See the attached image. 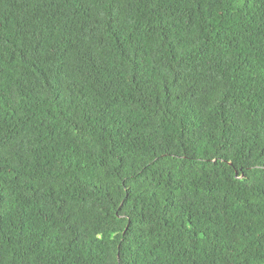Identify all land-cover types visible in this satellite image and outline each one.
Segmentation results:
<instances>
[{
	"label": "trees",
	"instance_id": "16d2710c",
	"mask_svg": "<svg viewBox=\"0 0 264 264\" xmlns=\"http://www.w3.org/2000/svg\"><path fill=\"white\" fill-rule=\"evenodd\" d=\"M0 264H264V0H0Z\"/></svg>",
	"mask_w": 264,
	"mask_h": 264
},
{
	"label": "bare ground",
	"instance_id": "6f19581e",
	"mask_svg": "<svg viewBox=\"0 0 264 264\" xmlns=\"http://www.w3.org/2000/svg\"><path fill=\"white\" fill-rule=\"evenodd\" d=\"M13 165V164H12ZM9 176V175H8ZM20 234V233H19Z\"/></svg>",
	"mask_w": 264,
	"mask_h": 264
}]
</instances>
